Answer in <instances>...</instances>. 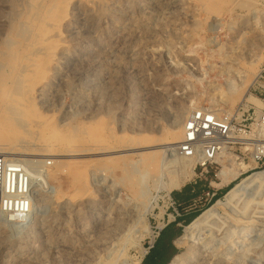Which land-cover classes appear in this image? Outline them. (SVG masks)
Listing matches in <instances>:
<instances>
[{"label":"rangeland","instance_id":"374dc122","mask_svg":"<svg viewBox=\"0 0 264 264\" xmlns=\"http://www.w3.org/2000/svg\"><path fill=\"white\" fill-rule=\"evenodd\" d=\"M39 2L0 0V55L19 40L13 28L24 25ZM72 2L64 60L45 82V100L52 99L54 107L44 114L58 156L45 158L37 171L28 169L39 181L26 218L0 207V264H107L120 252L125 258L117 264H141L158 231L173 220L171 197L176 190L166 189L178 170L177 147L160 149L166 151L158 157L161 169L148 174L138 163V153L116 155L114 162L106 160L109 156H66L89 148L125 151L133 139L158 141L173 126L183 128L199 108L231 114L248 104L257 115L264 112V0ZM244 79L250 85L243 88ZM234 88L238 95L230 93ZM80 89L78 100L75 92ZM89 133L98 142H89ZM37 145L43 149L42 143ZM48 162L51 167H46ZM245 165L256 166L249 161ZM75 167L88 171L86 193L78 202L70 179ZM262 171L245 174L232 188ZM195 173L185 185L197 180L199 170ZM130 175L144 180L137 188L143 191L139 199L130 193ZM210 181L220 183L214 175ZM227 193L198 215L219 200L225 202ZM227 208L219 210L203 234L178 247V255L196 249L191 264H264V184ZM102 243H108L106 249ZM59 245L70 250L63 253Z\"/></svg>","mask_w":264,"mask_h":264},{"label":"bare ground","instance_id":"6f19581e","mask_svg":"<svg viewBox=\"0 0 264 264\" xmlns=\"http://www.w3.org/2000/svg\"><path fill=\"white\" fill-rule=\"evenodd\" d=\"M72 1L73 0H40L38 6L35 7L36 10H32V13L30 11L31 14L27 17L25 24L23 23L24 25L21 24V27L13 28L14 34H16L15 36L19 38V40L11 44L7 50L0 55V155L7 157L11 155L12 159L24 165L26 171H28L29 168L37 171L39 169H37V165L42 166L41 164L46 162L45 158L58 156L54 155L55 151L50 144L52 138L50 136V119L44 114V111H51L53 106L50 97L51 103L49 100L46 101L48 98L45 100V82L48 80L50 74L59 69L61 61L64 60L61 59V56L67 47L65 28L68 26L70 19ZM22 22L23 21H20V23ZM244 84L245 85H242L243 88L250 85L247 79H244ZM82 92L83 89L76 91L75 98L79 100L83 96ZM101 93L104 94L103 91H101L100 94ZM230 93L238 95L240 91L234 88ZM247 99L249 100V98ZM2 100L4 101L1 102ZM40 100H42V112L38 111ZM56 134L58 135V133ZM82 138L85 137H81V139L78 140L82 141ZM149 138H145L144 143H136L133 141L134 139L130 140V144L126 145L124 148L125 151H118L116 148H101L96 150L89 148L77 150V152L72 151L73 153L70 155L68 154L66 157L76 159L82 156L83 158L91 159L92 157L109 156L108 159H104L108 162H114L116 155L128 156L138 153L141 158V161L139 158L140 162L138 163L141 164L146 173H157L161 169L158 159L159 154H161V152L162 154L166 152L159 150L169 147H177L178 149L183 139V128H181L180 125L173 126V128L168 130L165 136L162 139L159 138L160 140L158 141H152L153 139L151 140ZM87 140L89 142H98L95 136L93 134L91 136L90 133L88 134ZM17 143H20L21 149H23L22 152L16 150V146H18ZM38 143L44 145L43 149L40 151L34 148ZM156 143L157 145L154 146L153 144ZM36 151H38V153H36ZM176 158L177 161L174 160V163L178 170L173 173L175 175H173V177L171 176L172 179L169 184H167L166 190L168 192L180 190L196 174L195 161L182 159L179 156ZM71 162L69 165L71 164L73 166V161ZM138 163L136 162V164ZM57 164H60V162L57 161ZM221 164L223 165L219 173V180L221 183H214L216 188H221L231 183L249 170L248 166L243 162H239L234 154H226L225 160H222ZM86 170L87 168L85 169L84 167H75L70 171V179L76 190V196H74L75 202L81 201L82 199L80 198L86 193L84 192L87 187L88 171ZM129 179H131L129 182L131 192H129L136 197L138 196V199L143 197L142 189L137 191V188L141 187L144 180L141 181L135 177V175H130ZM263 184L264 171L244 178L240 184H237L227 193L225 202L222 200L217 201L213 207L207 209L186 227V234L177 241V246L182 248L187 240H191L193 236L195 237L203 234V231L209 226H212L211 224L218 219L220 216L219 210L226 209L227 207L229 208V206L240 200L244 193L258 186H262ZM241 234L243 233L241 232ZM107 244L102 243L101 246L106 249ZM57 249L63 253H67V250H70L66 245H59ZM123 250L124 249H121L122 252ZM198 253V250L193 249L188 255H177L170 264H191L198 256ZM123 254L124 253L121 252L117 253L107 264H117L119 260L125 258ZM140 262L141 261L132 263L125 260L122 264H140Z\"/></svg>","mask_w":264,"mask_h":264},{"label":"built area","instance_id":"2783aa9c","mask_svg":"<svg viewBox=\"0 0 264 264\" xmlns=\"http://www.w3.org/2000/svg\"><path fill=\"white\" fill-rule=\"evenodd\" d=\"M226 154H234L244 164L249 161L256 165L239 178L264 169V112L257 115L248 104H242L231 114L206 108H199L189 114L183 125V139L177 155L195 161V172L199 170V177L214 186L213 181L207 178L214 175L219 181V173L223 168L221 161L225 160ZM51 166V162L46 164V167ZM37 181L39 178L35 182L21 162L0 155V207L4 212L26 218L34 194L33 186ZM215 197L216 194L211 191L206 192L201 198V208L210 205ZM172 207V221H176L181 214L173 201Z\"/></svg>","mask_w":264,"mask_h":264},{"label":"crops","instance_id":"0c3cea01","mask_svg":"<svg viewBox=\"0 0 264 264\" xmlns=\"http://www.w3.org/2000/svg\"><path fill=\"white\" fill-rule=\"evenodd\" d=\"M239 179L240 178L232 181L231 183L221 188H215L214 186H210L205 179L198 177L197 180H195L193 183L185 185L182 189L173 192L171 197V200L173 202L181 206H190L191 209L188 211V214L180 216L179 217L180 219L177 218L179 222L176 219V221H172L168 223L169 226L172 225L171 227L167 225L164 229H162L160 235L158 236L155 242V249L153 251V255L155 256V258H153V262L156 261V257L163 250H165V248L168 250L169 248L174 247L175 249L178 250V246H176L177 245L176 243L180 238L179 236L183 228L182 220H185L188 217H190V215L194 213L193 210H196L201 207V198L206 192L211 191L212 193L216 194L215 199H217L219 197H222L227 192H229L231 188L239 181ZM207 180H210V177L207 178ZM172 256H173L172 258L174 259L177 256V254L174 253V255ZM145 259L142 261L141 264L144 263Z\"/></svg>","mask_w":264,"mask_h":264},{"label":"trees","instance_id":"16d2710c","mask_svg":"<svg viewBox=\"0 0 264 264\" xmlns=\"http://www.w3.org/2000/svg\"><path fill=\"white\" fill-rule=\"evenodd\" d=\"M177 204V203H176ZM178 206V211L180 212L181 216L188 214V211L191 209L190 206H181L179 204H177ZM200 209V210H199ZM201 207L193 210L194 213L192 215H190V217H188L183 221V228L189 226L196 218L199 217L198 213L201 211ZM179 218V217H178ZM180 219V218H179ZM178 220V219H177ZM179 222V220H178ZM169 226V225H168ZM172 225H170L169 227H171ZM161 233V232H160ZM182 233V231H181ZM180 233V236H181ZM179 236V237H180ZM155 249V245L154 247L150 250L147 258L145 259L143 264H170V262L172 261V255L179 253V250L175 249L174 247L169 248L168 250L165 248V250H163L157 257H156V261L153 262V258H155V256L153 255V251Z\"/></svg>","mask_w":264,"mask_h":264}]
</instances>
